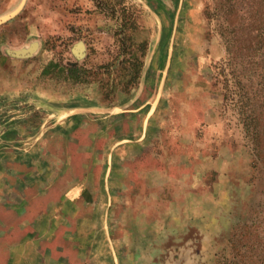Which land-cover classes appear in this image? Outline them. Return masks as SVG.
<instances>
[{"label": "rangeland", "instance_id": "rangeland-1", "mask_svg": "<svg viewBox=\"0 0 264 264\" xmlns=\"http://www.w3.org/2000/svg\"><path fill=\"white\" fill-rule=\"evenodd\" d=\"M21 2L0 0V16ZM230 3L25 0L0 24V134L7 119L36 123L49 100L82 103L81 91L121 113L154 107L127 164L136 184L115 208L130 264H264V156L228 85L245 21L244 3L232 13ZM34 40L30 57L6 52Z\"/></svg>", "mask_w": 264, "mask_h": 264}, {"label": "crops", "instance_id": "crops-1", "mask_svg": "<svg viewBox=\"0 0 264 264\" xmlns=\"http://www.w3.org/2000/svg\"><path fill=\"white\" fill-rule=\"evenodd\" d=\"M79 95L37 105L36 123H2L0 264H130L115 208L136 184L130 164L154 107L121 113ZM124 120H135L126 133Z\"/></svg>", "mask_w": 264, "mask_h": 264}, {"label": "trees", "instance_id": "trees-1", "mask_svg": "<svg viewBox=\"0 0 264 264\" xmlns=\"http://www.w3.org/2000/svg\"><path fill=\"white\" fill-rule=\"evenodd\" d=\"M243 3L245 21L237 28V46L228 63V85L232 87L235 105L244 113V125L255 148L264 156V0H231L227 10L232 13L237 10L236 5Z\"/></svg>", "mask_w": 264, "mask_h": 264}, {"label": "water", "instance_id": "water-1", "mask_svg": "<svg viewBox=\"0 0 264 264\" xmlns=\"http://www.w3.org/2000/svg\"><path fill=\"white\" fill-rule=\"evenodd\" d=\"M24 2H25V0H22V2L15 9L1 15L0 16V24H3L5 22L9 21L10 19H12L14 16H16L18 14V12L21 10V8L23 7ZM39 45H40L39 41L34 40V41L30 42L28 45L22 46L20 48H7L6 52L10 56H13V57L26 58V57H30L33 54H35V52L39 48ZM72 52L77 59L83 58L86 55V45H85L84 41L79 40L78 42H76L72 47Z\"/></svg>", "mask_w": 264, "mask_h": 264}]
</instances>
